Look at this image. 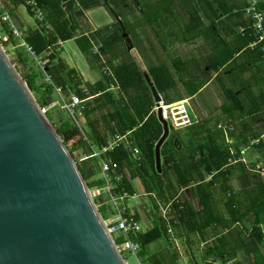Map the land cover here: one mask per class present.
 I'll list each match as a JSON object with an SVG mask.
<instances>
[{
  "label": "trees",
  "instance_id": "16d2710c",
  "mask_svg": "<svg viewBox=\"0 0 264 264\" xmlns=\"http://www.w3.org/2000/svg\"><path fill=\"white\" fill-rule=\"evenodd\" d=\"M35 2L42 9L43 19L38 21L34 17L35 24L26 27L22 34L24 41L34 52L47 59L46 71L51 77L52 84L49 82L44 87H47L49 93L53 85L65 91L69 89L81 99L93 95V98L84 102L80 108L84 124L88 128L85 136L80 126L73 123L70 118L66 117L55 124L52 122L51 111L48 109L44 111L73 158L74 152L86 141H91L92 145L99 148L105 144L108 135L129 131L130 139L139 149L140 161H135L129 151L120 144L106 154L115 172L120 175V181L115 187L116 192L126 191L129 196L134 195L129 178L137 177L145 193L158 196L163 204L172 200L173 217L170 219L172 227L179 230L187 246L191 244L190 235L193 233L198 234L203 242L200 249V264H228L238 249L246 255H252L254 264H264V240L262 230L259 228L264 222V182L257 173L249 172L244 164L231 162L237 158L238 151L232 150L231 145L225 142L223 131L207 126L208 120L191 122L179 130L180 128H175L168 116H165L172 130L171 138L166 139L160 146L161 171L158 172L154 164V146L162 134V125L153 111L156 103L139 64L132 57L124 58L118 63H114L112 60L115 57H111L107 60L109 71H101L100 78L93 83L84 82L86 91H83L78 87L82 82L77 77L75 69L65 66L59 56L57 42L68 39L75 40L87 60L100 61L102 54L110 53L111 56H115L119 54L120 48L127 50L128 43L125 42L123 34L128 35L132 46L138 49L136 39L138 24L142 25L143 18L147 22L150 21L151 12L150 8L147 10V2L145 0H35ZM15 3L23 5V0H15ZM99 4L104 5L118 20L97 29L95 34L102 35L96 40L94 32L89 33L86 30L82 17L84 10ZM24 8L30 16H34L28 6ZM136 11L139 16L136 15ZM195 12L197 13L198 9H195ZM0 26L2 35H7L6 40L0 37L3 47L7 43L20 45L6 22L0 21ZM94 45L96 51L93 50ZM22 48L25 49L23 46ZM21 51H16L10 60L25 80L39 106L43 108L45 106L43 93L38 94L42 84L40 83L39 87L35 84L40 71L33 73L28 71L27 57ZM146 63L147 72L162 96L163 103H171L173 100L163 96L169 86L173 85L167 66L163 63L154 65L148 61ZM196 89L189 90V93L193 94ZM103 108L105 112L100 114V117L104 129L101 130L98 120L92 118V115ZM77 166L88 188L104 185L102 178L91 180L85 169L78 163ZM124 168L128 169L129 177L124 173ZM235 170L238 171V178L246 181L252 177L260 182L257 193L249 199V203L246 194L239 197L232 195L229 180ZM218 183L224 194L226 193L224 201L226 217L217 209L214 190ZM185 186H191V190H194L200 205L198 209L186 200H174L178 190ZM97 209L104 219L110 212L109 206L105 204L99 205ZM234 211L240 215H234ZM249 211L254 214L250 229L247 232L238 230L236 223L248 220ZM153 216V225L150 228L129 235L140 244L137 256H144L151 242L167 239L166 221L160 216ZM208 231L211 233L206 237ZM118 241L120 237L115 238V242ZM145 260L147 264H152L149 257ZM190 261L191 264H197L192 255ZM230 264L239 262L233 260Z\"/></svg>",
  "mask_w": 264,
  "mask_h": 264
},
{
  "label": "crops",
  "instance_id": "0c3cea01",
  "mask_svg": "<svg viewBox=\"0 0 264 264\" xmlns=\"http://www.w3.org/2000/svg\"><path fill=\"white\" fill-rule=\"evenodd\" d=\"M145 1L147 2V10L152 7L150 21L147 22L143 18L142 25L139 26L140 23L138 24L136 39L137 41L146 39L150 42L149 46L138 44L137 49L132 46L130 37L123 34L125 42L128 43L127 50L120 48L119 56L115 58L121 59L120 55H122L124 56L123 59H127L133 56L132 51H134L138 57L140 55L138 53L141 52L145 56L144 60L153 65L165 64L173 85L169 86L163 96L173 101L164 104L162 96L159 94L161 96L162 112L165 115L167 109L173 108L183 120L182 124H177L173 118L175 114L169 113L168 118L171 120L172 125L175 128H180L191 122L208 120L207 126L222 130L225 142L231 145L232 150L238 151V156L232 163L244 164L249 172L257 173L260 180L264 182V56L258 49L249 46L252 33L249 32L251 31L250 19L244 11L248 0ZM258 4L264 12V0H258ZM195 9H198L197 13ZM87 10L83 11L82 21L89 33L94 32L96 40H99L102 35L95 34L97 29L118 20L117 17L113 16L114 18L110 23L95 26L87 18ZM161 10L163 11L161 12ZM136 15L139 16L138 11H136ZM150 24H153V28L149 27ZM62 42L57 43L59 47L62 46ZM93 50L96 51L95 45ZM146 50H150V53H146ZM165 50L168 52L167 56L163 53ZM73 54L71 57H74ZM109 54H102L100 56L102 61H100L106 62L109 58L104 60V57ZM132 58L138 63L136 58ZM62 60L65 66L75 69L77 77L82 82L78 87L83 91H86L84 82L93 83L100 78V76L96 78L91 76V79L84 77L83 72L89 74L92 69L88 66L87 71L85 69L81 70L83 68L81 62L74 63L75 65L72 66L64 58ZM144 60L142 61L145 62ZM140 69L142 71L141 67ZM145 71L147 72V69ZM192 89H196V91L190 94L189 90ZM68 91L71 92L69 89ZM92 98L93 95H89L86 99L80 98L82 101L75 105L79 114H82L80 110L82 104ZM153 111H155V107ZM104 112L105 109L103 108L92 115V118L98 120L101 130L104 129V125L100 114ZM82 119L85 123L83 116ZM80 128L83 132L88 130L85 124L80 125ZM107 135L106 132V137ZM219 139H221V136ZM252 139L256 141L251 142ZM86 142L92 148L91 151L97 149L91 141ZM238 158H243L244 161L237 160ZM237 172L235 170L229 180L232 195L239 197L246 194L249 203V199H252V196L257 193L260 182L252 177H249L246 181L238 178ZM124 173L129 177L128 169L124 168ZM134 178L137 177L129 178L133 188L132 180ZM192 190L191 186L179 189L174 200H186L195 209H198L200 205L195 197L194 190ZM225 194L219 183L216 184L214 195L217 201V209L224 217L227 216L224 207ZM233 214L237 216L239 213L234 211ZM153 215H156V212L155 214L151 213L150 218L146 216L147 219L143 216L147 221L152 220V222L148 224L147 228L141 227L142 231L153 225ZM134 216L139 221L140 214L134 212ZM160 217L163 218L162 215ZM172 217L173 214L168 220L163 218L166 221V226H170L167 239H165L166 246L170 248V238L174 241L179 253L187 256L184 251H180L177 240L184 239V237L180 235L179 230L174 229L170 224ZM253 217L252 211L247 212L248 220L236 223L238 230L247 232L250 229ZM172 222H174V219ZM234 226L233 228H235ZM259 228L261 230L264 228V222L259 225ZM210 233V231L206 232V237H209ZM190 238L192 240L191 244L196 243L200 249L202 248L203 242L198 234L193 233ZM134 257L137 264H147L148 262L145 260L147 257L154 261L152 264L156 263L151 253ZM233 260L238 261L239 264L255 263L253 256L246 255L241 249L236 251L235 256L228 261V264Z\"/></svg>",
  "mask_w": 264,
  "mask_h": 264
},
{
  "label": "water",
  "instance_id": "95a60500",
  "mask_svg": "<svg viewBox=\"0 0 264 264\" xmlns=\"http://www.w3.org/2000/svg\"><path fill=\"white\" fill-rule=\"evenodd\" d=\"M162 134L172 126L143 71ZM177 140V138H175ZM0 264H127L77 163L0 43Z\"/></svg>",
  "mask_w": 264,
  "mask_h": 264
},
{
  "label": "rangeland",
  "instance_id": "374dc122",
  "mask_svg": "<svg viewBox=\"0 0 264 264\" xmlns=\"http://www.w3.org/2000/svg\"><path fill=\"white\" fill-rule=\"evenodd\" d=\"M1 3L3 4L4 8L9 12V14H10L14 24L16 25V27L22 33L24 32L26 27L33 26L35 24L34 16H30L26 12V10L22 4H16L15 0H1ZM149 8L152 11V7H149ZM86 16L89 19V21L91 22V24H94L95 26H102V25L108 24L114 18L113 17L114 15L104 5H99V6H96L94 8L88 9L86 11ZM149 27L153 28V24H150ZM0 28H1V26H0ZM149 34H150V32H149ZM1 36H3V35H2V31L0 30V37ZM149 43L150 42L146 41V39L145 40L141 39L138 41V44H142L145 46L146 45L149 46ZM3 49L6 52V54L8 55L9 59L13 58L15 56L16 51L22 50L21 52H24V55L27 57L28 71L30 73L40 71V74L35 79V84L38 87L40 86V83L42 84L38 89V94L43 93L42 99H43V101H45L44 107L50 106L48 108V110H50L52 113V116H53L52 122H55V124H57L61 120H63L64 118L67 117V118H70V120L73 123L78 124L79 126L80 125L82 126V124H84V121L82 119V114L78 113V110L75 108V106L73 107L74 108L73 113H72L73 115H71L69 110H67L66 108H62L60 106L63 102L69 103L71 101V99H69L70 98V94H69L70 92L68 90L65 91L62 89V91L59 94L55 90L56 85H53L52 90L49 93L47 90V87H44V85L48 84L49 82H50V84H52L51 77L49 76L50 81L45 80L43 70H41L39 65L29 55V53L25 49L22 48V46H20V45L15 46L14 44H8L7 43V45H4ZM58 51H59V55L62 58H64V60L72 66L75 65L74 63L78 64V62H81V64L83 65L82 66L83 68H81V70L85 69L86 71L88 69L87 67L89 66L92 69V71L89 72L90 75L87 74L85 71L83 72L84 77H86V78H90L91 76L96 78V77H99L101 75V71L102 72L105 70L109 71V69H108L109 66H108L107 61L101 62L102 61L101 57H100V60H101L100 62L95 61V60H87L85 58V56L79 50L74 39H69V40L63 41L62 46L59 47ZM73 53H75V54H73ZM146 53H150V50H146ZM163 53H165V56L168 55L167 50H165V52H163ZM72 54L74 55V57H71ZM138 54H140L139 57L136 55V53L134 51H132V55H133L132 57L137 59L139 66L142 68V71H145L146 70L145 65L147 64L146 61L144 60L145 56L142 55L141 52H139ZM118 56H119V54H117L115 56H111L109 54V55H107L105 57L103 56V57H104V60H106L108 58H111V57L114 58V57H118ZM120 57H121V59L114 58V61H115L114 63L120 62L123 59L122 57H124V56L120 55ZM42 59L44 60L45 58L42 57ZM141 59L144 60L145 62H143ZM144 63H146V64H144ZM100 65H102V66L100 67ZM44 71L46 72V74H48L46 71V64L44 65ZM55 101H57V103H55ZM53 103H54V105H53ZM169 113L172 115L175 114V117L173 116L175 123H177V124L183 123V120L180 118L178 113H176L173 108H171L170 110L169 109L166 110V112H165L166 116H168ZM163 115H164V112H163ZM179 130H181V128ZM82 133H83V136H85L86 131H84V132L82 131ZM91 150H92V148L90 147L88 142H85V144L80 149H77L74 152V159H75L76 163H78L80 166H82L85 169V171L90 175V179L95 180L97 178H100V162H99V159L98 158L83 159L86 155H88L91 152ZM132 183L134 185V195L128 197L127 204H128L129 210H131V212H133V213L136 212V213L140 214L139 223H140L141 227L147 228L148 224H150V222H152V220L147 221L146 216H148L150 218L152 212H156V216H158V215L161 216V214H162L161 209H162V206L163 207L165 206V204L163 205L162 201L158 198V196H156L154 194L145 193L143 191L142 184L138 178H134L132 180ZM89 190H90V188H89ZM91 197H92L96 207L101 205L102 202L106 201V195L104 193H102L98 197H93V196H91ZM172 214H173L172 211L167 212L166 217L170 218V216ZM177 243L179 244L180 251L181 252L184 251L187 256H185L182 253H179V250L176 248L174 241L170 238H169V244L171 245L170 248H168L166 246L165 239L162 238V239L156 240L155 242H152L151 244H149L147 246L146 253L153 254V258L156 260L155 264H191V261H190L191 255L195 258V261L197 262V264L201 263L200 247L198 246V244L192 243V244H190V246H187L185 244L183 238L178 239ZM172 246H174V247H172ZM174 248H176V250H174ZM122 255H123L127 264H137V260L135 259V257L131 253L123 252ZM150 260H151V263L154 262L152 259H150Z\"/></svg>",
  "mask_w": 264,
  "mask_h": 264
},
{
  "label": "built area",
  "instance_id": "2783aa9c",
  "mask_svg": "<svg viewBox=\"0 0 264 264\" xmlns=\"http://www.w3.org/2000/svg\"><path fill=\"white\" fill-rule=\"evenodd\" d=\"M23 6H28L33 13L34 17L41 21L43 19L42 9L36 4L35 0H23ZM245 13L248 15L250 19V27L252 33V39L249 42L250 48L258 49L262 56H264V12L263 9L259 6L258 0H248L247 4L244 8ZM0 21L6 22L9 25L11 33L14 38L19 40V44L22 45L25 50L29 53V55L35 60V62L39 65L41 70H43V74L45 76L46 81H50L49 75L44 71V65L47 59H42L38 56L34 50L28 45L24 39L22 32L16 27L14 24L9 12L4 8L3 4L0 0ZM3 40L7 39V35L2 36ZM58 41L57 43H59ZM55 90L60 94L62 89L58 86H55ZM71 101L69 103L63 102L60 106L62 108H66L70 111L71 115H73V107L79 104L82 100L78 97V95L71 91L70 92ZM57 103V101H55ZM54 105V103H53ZM48 107H43L42 110L48 109ZM166 116V114H165ZM164 116V117H165ZM256 141L252 139L251 142ZM123 145L126 148L131 157L139 162L140 161V152L139 149L133 144L132 140L129 136V131L123 134L114 133L109 136L106 140L105 144L96 150L91 151L88 155H86L83 159L87 158H98L100 162V178L103 179V186H92L89 190V193L93 197H98L102 193L106 195V201L102 202V204H106L109 206L110 212L108 216L103 219V223L111 235V238L114 242L116 249L123 254V252H129L133 256H136L139 249L140 244L137 240L130 238V234H136L141 232V226L139 221L135 218L134 213L129 210L126 199L129 197L126 191H115V187L117 182L120 181V175L117 174L111 165L110 158L106 155L108 151L112 150L117 145ZM243 158H238L237 160ZM232 162V161H231ZM101 204V205H102ZM172 210V200H169L167 204L162 207L161 215L165 220L169 218L166 217V213ZM102 217V216H101ZM167 231H170V226L168 225ZM120 237V241L115 242V238ZM262 237L264 239V228L262 229Z\"/></svg>",
  "mask_w": 264,
  "mask_h": 264
}]
</instances>
